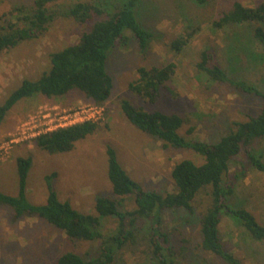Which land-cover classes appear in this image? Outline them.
<instances>
[{
  "label": "rangeland",
  "instance_id": "rangeland-1",
  "mask_svg": "<svg viewBox=\"0 0 264 264\" xmlns=\"http://www.w3.org/2000/svg\"><path fill=\"white\" fill-rule=\"evenodd\" d=\"M32 1L0 0V15L17 6H28ZM234 1L244 5L253 3L251 0H209L198 8L190 0H143L141 21L154 33V38L146 55L139 52L133 40L108 55L106 71L113 79V90L105 104L96 105L76 90L60 98L36 95L15 104L0 125V192L18 196L16 159L23 157L31 160L26 184L28 203L45 204L48 184H51L59 200L70 203L79 212L95 214L96 200L103 197L121 201L122 210L130 211L135 207L133 198L116 197L112 192L107 175L109 148L116 153L119 164L130 178L144 190L161 194L173 192L171 171L174 165L185 159L200 165L203 158L192 150L164 149L160 141L129 122L120 104L127 101L145 112L179 115L186 121L181 134L186 136L188 129L194 127L190 137L206 142H214L227 133L233 122L246 121L249 116L256 115L264 107L260 97L242 95L229 86L209 82L195 68L200 52L211 47L216 61L231 77L247 80L264 92V53L253 41L251 28L221 31L213 29L210 23ZM75 2L66 0L63 6ZM193 29L199 30L181 53L170 50L172 40ZM81 31L82 27L73 21L60 18L41 39L1 54L0 105L22 80H39L50 67L47 66L49 54L75 44ZM167 63L175 65V74L167 83L168 89L161 90L155 103L142 99L129 88L139 66ZM75 112L76 116L64 117ZM87 120L98 123V128L77 141L69 152L48 153L32 142L39 132ZM24 131L25 135L21 136ZM261 148L264 153V143ZM236 161L230 177L240 169L238 162L246 164L243 156ZM236 188L240 203L264 225V174L250 168L245 177L238 180ZM197 208L193 215L182 210L164 212L165 231L175 232L173 244L178 251L179 264H225L214 256H201L196 251L203 207ZM116 227L117 218L102 220L104 235ZM220 232L226 249L244 264H264V242L252 241L227 217L223 219ZM99 247L100 241H71L36 217L17 219L12 208L0 204V264H55L64 252L90 258L97 255ZM116 264H151L143 233L138 244L118 253Z\"/></svg>",
  "mask_w": 264,
  "mask_h": 264
},
{
  "label": "trees",
  "instance_id": "trees-1",
  "mask_svg": "<svg viewBox=\"0 0 264 264\" xmlns=\"http://www.w3.org/2000/svg\"><path fill=\"white\" fill-rule=\"evenodd\" d=\"M65 1L33 0L28 6H17L0 15V55L23 43L41 39L60 18L82 27L75 44L49 54L47 66L50 67L39 80H22L20 86L4 99L0 105V125L15 104L36 95L53 99L76 90L102 106L110 99L113 90V79L106 71L108 55L117 47L127 46L131 40L139 52L146 55L154 33L142 24L143 0H76L63 6ZM251 1V5L234 1L210 23L213 29L221 31L250 27L253 41L264 53V0ZM190 2L201 8L209 0ZM198 30L193 29L172 40L170 50L181 53ZM215 58L211 47L204 48L195 65L198 74L209 82L229 86L239 94L257 96L264 101V92L247 80L231 77ZM175 68L173 63L139 66L129 88L142 99L155 103L161 90L168 89L167 83L175 74ZM120 108L132 125L160 141L164 149L192 150L203 158V163L197 165L185 159L175 164L171 171L175 189L161 194L146 191L133 181L119 164L116 153L109 148L107 175L112 192L116 197H132L135 207L130 211L122 210L121 201L103 197L96 200L95 214H90L79 212L70 203L59 200L51 184H48L45 204L35 206L28 203L26 184L31 160L20 157L16 159L18 196L0 192V204L12 208L15 218L36 217L71 241H100L96 256L83 258L74 252H64L55 264H116L118 253L125 247L138 244L142 233L151 264H179L178 251L173 244L175 232L165 231L164 212L182 210L193 215L196 207L202 206L196 251L201 256H214L225 264H244L226 249L220 227L227 217L252 241L264 242V225L240 203L236 188L238 180L243 179L250 168L264 174L261 148L264 143V107L246 121L233 122L228 132L214 142L190 137L194 127L188 129L186 136L182 135L186 121L179 115L145 112L127 101H122ZM98 126L94 121H84L59 127L41 133L32 142L48 153L69 152L77 141L93 134ZM240 156L244 157L246 164L238 162L240 169L230 177L232 164L237 163L236 158ZM108 217L117 218V227L104 235L102 220Z\"/></svg>",
  "mask_w": 264,
  "mask_h": 264
},
{
  "label": "built area",
  "instance_id": "built-area-1",
  "mask_svg": "<svg viewBox=\"0 0 264 264\" xmlns=\"http://www.w3.org/2000/svg\"><path fill=\"white\" fill-rule=\"evenodd\" d=\"M77 115V112H75V113H68V115H66V116H64V117H67V116H76ZM61 118H63V117H61ZM87 121H90V120H87ZM81 123V122H80ZM76 124V123H75ZM50 130V129H49ZM45 132H47V131H45ZM45 132H42V133H45ZM25 131L24 132H22L21 133V136H23V135H25ZM41 133L39 132V133H37V135H35L34 137H36V136H38V135H40Z\"/></svg>",
  "mask_w": 264,
  "mask_h": 264
}]
</instances>
